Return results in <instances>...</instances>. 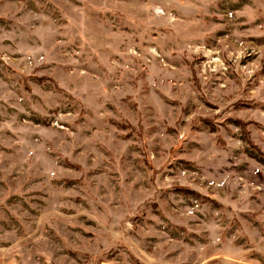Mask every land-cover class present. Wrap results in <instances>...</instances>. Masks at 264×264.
I'll return each instance as SVG.
<instances>
[{
	"label": "rangeland",
	"instance_id": "rangeland-1",
	"mask_svg": "<svg viewBox=\"0 0 264 264\" xmlns=\"http://www.w3.org/2000/svg\"><path fill=\"white\" fill-rule=\"evenodd\" d=\"M0 264H264V0H0Z\"/></svg>",
	"mask_w": 264,
	"mask_h": 264
}]
</instances>
